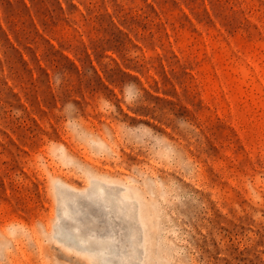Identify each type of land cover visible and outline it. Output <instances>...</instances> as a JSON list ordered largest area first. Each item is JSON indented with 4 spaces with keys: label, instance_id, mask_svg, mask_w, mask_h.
Instances as JSON below:
<instances>
[{
    "label": "rangeland",
    "instance_id": "374dc122",
    "mask_svg": "<svg viewBox=\"0 0 264 264\" xmlns=\"http://www.w3.org/2000/svg\"><path fill=\"white\" fill-rule=\"evenodd\" d=\"M98 263L264 264V0H0V264Z\"/></svg>",
    "mask_w": 264,
    "mask_h": 264
},
{
    "label": "bare ground",
    "instance_id": "6f19581e",
    "mask_svg": "<svg viewBox=\"0 0 264 264\" xmlns=\"http://www.w3.org/2000/svg\"><path fill=\"white\" fill-rule=\"evenodd\" d=\"M115 193H116V191H113V192H110V193H107V192H104L103 191V188L101 187V186H98L97 187V191H96V193H94V192H92L91 194H88L86 197H87V200L85 201V204L87 205V206H89L88 208H96V209H99V210H101V211H108L109 213H112L114 210H112V209H110L111 208V206H109V204L111 203V202H113V203H116V197H115ZM99 197V200H96V198H98ZM120 201V200H119ZM117 203H119V202H117ZM116 203V204H117ZM117 211V210H116ZM120 212V211H119ZM113 213H116V212H113ZM117 215V214H116ZM120 215V214H119ZM85 220V219H84ZM87 220V219H86ZM122 222V221H121ZM88 247H89V249H91V248H96L97 247V245H95L94 243H90V242H88ZM122 245L123 244H121L118 248H119V250H121V248H122ZM79 246V245H78ZM80 247V246H79ZM91 247V248H90ZM123 247H124V249H126L127 251H129L130 253H132V255H133V253L135 252V246L133 245V244H131V243H124V245H123ZM98 248L99 249H101V250H103V249H107L108 248V245H107V243H104V244H101L100 246H98ZM97 248V249H98ZM113 249V248H112ZM93 250V249H92ZM105 253V252H104ZM94 254V253H93ZM99 254H100V252H99ZM97 255H98V253H97ZM100 255H102V254H100ZM113 255H115V253L113 254ZM120 256V255H119ZM98 258H99V256H97ZM116 257V256H115ZM101 258V257H100ZM107 259V258H106ZM119 259V258H118ZM117 259V260H118ZM100 260V259H99ZM121 260V259H120ZM98 261V260H97ZM104 261V260H103ZM107 261V260H106ZM109 262H110V260H108ZM107 261V262H108ZM102 262V261H101ZM99 264V263H98ZM111 264V263H110ZM118 264V263H117Z\"/></svg>",
    "mask_w": 264,
    "mask_h": 264
}]
</instances>
